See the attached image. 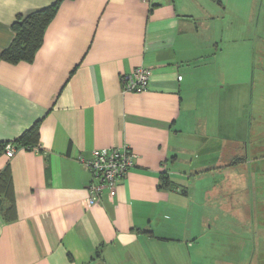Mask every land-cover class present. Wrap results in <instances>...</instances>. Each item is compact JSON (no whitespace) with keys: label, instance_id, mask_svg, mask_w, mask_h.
I'll use <instances>...</instances> for the list:
<instances>
[{"label":"crops","instance_id":"0c3cea01","mask_svg":"<svg viewBox=\"0 0 264 264\" xmlns=\"http://www.w3.org/2000/svg\"><path fill=\"white\" fill-rule=\"evenodd\" d=\"M54 1L0 0V52L19 13ZM257 1L64 0L32 62L0 59V174L9 166L15 198L10 212L0 196V264H173L216 174L250 192L241 206L264 205V0L249 36L216 41L217 13L254 21ZM139 65L148 88L123 93ZM36 122L38 144L16 142ZM124 145L134 166L88 206L81 159Z\"/></svg>","mask_w":264,"mask_h":264},{"label":"rangeland","instance_id":"374dc122","mask_svg":"<svg viewBox=\"0 0 264 264\" xmlns=\"http://www.w3.org/2000/svg\"><path fill=\"white\" fill-rule=\"evenodd\" d=\"M260 7L261 0H258L254 21H249V17L231 7L224 14L217 13L216 41L228 42L232 40L231 37H238L241 40V37L249 36L246 35L244 27H256ZM228 27H237V29L232 28L229 32ZM256 124L258 122L253 123ZM191 178L192 183H212L208 175ZM215 180L216 185L222 187L216 190V201L196 207L198 215H204L208 221L204 225L197 214H194L191 223L188 221V227L192 229L187 237H184V246L180 250H172L173 264H213L215 259L216 264H264L263 203L257 201L250 209L245 208L238 202L239 195L241 193L249 195L250 192L235 191L228 187V177L216 174ZM255 194L262 196L264 192L259 187ZM215 232L214 239L212 235ZM215 241L216 246L213 249L211 243ZM213 251H216L215 259ZM177 259L178 263H175Z\"/></svg>","mask_w":264,"mask_h":264},{"label":"trees","instance_id":"16d2710c","mask_svg":"<svg viewBox=\"0 0 264 264\" xmlns=\"http://www.w3.org/2000/svg\"><path fill=\"white\" fill-rule=\"evenodd\" d=\"M64 0H55L53 3L33 9L25 13H19L12 23L15 37L11 44L0 52V59L12 64L19 62H32L44 43L46 30L55 17L60 4ZM39 129L38 122L24 131L17 138L22 146L38 144ZM168 173L162 175V186L172 187ZM8 196L11 206L10 212L15 211V198L13 196V186L11 170L8 167L0 174V196ZM13 215V214H12ZM13 218V216H10Z\"/></svg>","mask_w":264,"mask_h":264},{"label":"built area","instance_id":"2783aa9c","mask_svg":"<svg viewBox=\"0 0 264 264\" xmlns=\"http://www.w3.org/2000/svg\"><path fill=\"white\" fill-rule=\"evenodd\" d=\"M150 69L144 65L136 66L133 71L122 76V91L143 92L149 86ZM16 147L7 144L6 153L9 157L15 154ZM136 153L129 146L103 147L93 150L90 159H81L90 170L92 179L88 185L87 205L96 204L104 190H108L113 198L117 187L131 167L134 166Z\"/></svg>","mask_w":264,"mask_h":264}]
</instances>
